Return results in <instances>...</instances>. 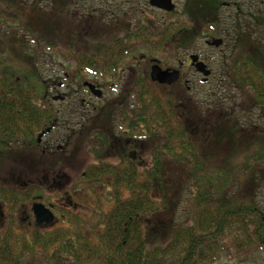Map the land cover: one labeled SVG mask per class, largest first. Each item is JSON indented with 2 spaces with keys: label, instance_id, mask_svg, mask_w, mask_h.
<instances>
[{
  "label": "trees",
  "instance_id": "trees-1",
  "mask_svg": "<svg viewBox=\"0 0 264 264\" xmlns=\"http://www.w3.org/2000/svg\"><path fill=\"white\" fill-rule=\"evenodd\" d=\"M49 1L50 10L35 3L28 13L23 0H0L2 161L59 126L60 111L53 102L65 100L53 97L62 80L82 89L86 75L98 84L118 81L128 55L144 49L173 56L167 44L175 51L190 49L205 34H231L232 57L224 61L225 72L253 106H264L262 8L248 13L238 4L227 14L222 12L224 0H185L183 11L169 13L158 27L146 21L135 27L125 23L118 34L105 36L119 22L100 23L97 32L89 33L86 16L69 12V2L82 0ZM59 3L62 9L55 7ZM59 68L65 70L63 78L56 73ZM159 88L164 87L138 74L133 105L125 106V94L118 103L125 106L120 140H111L101 129L92 131L88 151L94 161L81 181L94 195L96 187L106 191V200L94 204L92 217L57 206L63 225L22 226L19 208L44 197L45 191L0 177V204L9 215L4 226L0 222V264H215L222 257L264 264V205L258 196L264 187V130L254 128L250 118L243 125V119L232 117L233 110L223 112L220 116L232 121L223 137L237 159L212 165L197 141L202 118L198 103L184 98L179 105ZM240 143L242 152L235 149ZM143 148L151 150L149 163ZM167 162L188 174L192 208L185 217L165 222L173 203Z\"/></svg>",
  "mask_w": 264,
  "mask_h": 264
},
{
  "label": "rangeland",
  "instance_id": "rangeland-1",
  "mask_svg": "<svg viewBox=\"0 0 264 264\" xmlns=\"http://www.w3.org/2000/svg\"><path fill=\"white\" fill-rule=\"evenodd\" d=\"M23 1L27 5L25 9H27L28 13H32L30 6L35 3L40 4L45 10L52 8L49 0ZM184 1L173 0L176 5L174 12L181 13L183 11ZM261 1L264 0H224L222 12L228 14L238 4H241L245 12L248 13L256 12L261 8L264 11V3L262 4ZM69 5V12L86 16V26L89 29H87L89 33L97 32V25L100 23L119 22L105 36H113L114 33L118 34L125 23L135 27L142 21H146L149 26L158 27L166 22L170 16L169 12L153 8L150 5V0H82L78 3L71 1ZM60 6L62 7L61 3L56 4L55 7L62 9ZM89 19H93V21L90 22ZM64 29L66 30L65 27ZM208 36L210 37L211 35H203L194 47L181 49V51H175L172 44H167V46L169 45L168 47L166 46L167 49L174 52L173 56H166L162 54V51L147 53L144 49L138 50L135 54L128 55L125 58L120 67L121 77L120 75L118 76V81L108 83L105 80H99L100 84H98L94 76L86 75L83 82H89L96 87L98 86V88L100 87L99 89L103 93L100 99L87 91L86 88L83 87L82 89L77 86L75 82L68 81L65 83L62 80L60 84H63V87L54 89V93L55 97L63 95L66 99L64 102H53L60 111L59 128L43 139L44 145L23 144L14 149L9 159L0 160V177L2 179L7 177L9 179L7 183L10 182V184L19 186L24 184L32 185V183L39 180H46L44 197H39L29 203L27 208H30L35 202L45 203V201H48L51 210L53 209L50 204L54 203L64 207H71L72 198L74 197L75 202L87 205L80 208L79 213L83 217H92L94 204L99 198L102 203L106 200V191L96 187L97 194L94 195L81 181V176L88 165L94 161L88 151L89 140L93 138L91 133L94 129L109 128L113 121H115V124L120 123V125L124 126L119 114L123 107L130 105L133 101L138 74H146L151 82L152 60L159 61L163 69H175L181 72V80L179 82L169 87V89L164 87L159 88L158 91L163 93V95H170L177 101L179 100V105H181V101L184 98H189L198 103L197 108L200 117H202L200 122L202 120L203 122L201 124L199 122L197 141L201 151L206 153L209 163L219 165L230 158L236 160V154L231 152L233 148L231 149L227 145L228 141L223 137L222 133L231 127V118H227L229 120L227 121L220 115L223 112L231 113L233 110L234 114H232V117L243 119L245 121L243 125L247 124L246 120L250 118L254 128L264 130V106H259V108L253 106L244 91L237 87L225 72V67L227 68L228 64L226 65L224 61L227 60L229 62L232 57L233 39L225 40L224 45L220 48H211L205 43ZM192 55H198L204 61H207L213 71L208 84L203 85L201 83L203 76H199L196 69L191 66L190 56ZM58 71L60 72L56 73L60 75V78H63L65 70L59 68ZM48 72L53 75L51 68H49ZM124 94L127 105L119 106L118 103ZM241 109L244 112H241ZM237 112L240 113L236 114ZM247 125L245 129L248 128ZM238 132L241 134V131ZM77 133H80V135L77 136ZM241 145L242 143L236 144L238 148L235 149L242 152L243 145ZM57 146L63 148L57 150ZM62 152L67 154L62 155ZM141 152H144V158L149 163L150 148H143ZM165 174L167 175L166 185L168 188L171 187V196H173L171 214H168V217H164L165 222H168L171 217L174 220L185 217L192 208V200L189 194V184H187L188 174L183 169L176 164L167 162ZM48 194H54V196L49 197L47 196ZM258 196L264 205V187H262ZM106 207L104 206L105 210ZM56 216L59 225H63L62 218L57 211ZM215 264L238 263L237 260L234 261L229 257H222Z\"/></svg>",
  "mask_w": 264,
  "mask_h": 264
},
{
  "label": "water",
  "instance_id": "water-1",
  "mask_svg": "<svg viewBox=\"0 0 264 264\" xmlns=\"http://www.w3.org/2000/svg\"><path fill=\"white\" fill-rule=\"evenodd\" d=\"M150 5L153 8L169 13L174 12L176 8L173 0H150ZM207 45L220 48L223 45V40L214 39L211 42H208ZM190 60L192 67H194L196 71L204 77L202 83H207L212 73L211 70H209L208 66L200 60L198 55L190 56ZM152 63L153 66L151 68L150 78L153 83L170 87L179 82L181 79V72L179 70L163 69L160 66V62L157 60L152 61ZM84 86L88 88L95 97L101 98L103 96L102 91L95 85L86 82L84 83ZM64 99L65 98L62 95L54 97V101H63ZM47 133H50V130H47L46 133L42 134L39 137L40 140ZM32 212L35 217L36 226L41 229L51 227L57 222L54 213L42 203H34L32 205Z\"/></svg>",
  "mask_w": 264,
  "mask_h": 264
},
{
  "label": "flooded vegetation",
  "instance_id": "flooded-vegetation-1",
  "mask_svg": "<svg viewBox=\"0 0 264 264\" xmlns=\"http://www.w3.org/2000/svg\"><path fill=\"white\" fill-rule=\"evenodd\" d=\"M224 5V4H223ZM226 5V4H225ZM229 6V5H228ZM211 36L209 37L208 36V38H207V40L205 41V43H206V45H207V43L208 42H211L212 40H214V39H222L223 40V45H224V42H225V40H228V39H230L231 40V34L227 31H223V32H221V34L218 36L217 34H215V35H213V34H210ZM222 45V46H223ZM208 47H211V48H216V47H213V46H209V45H207ZM200 60L201 61H203L207 66H208V68L210 69V67H209V65H208V63H207V61H204L201 57H200ZM153 61V60H152ZM152 66H153V63H152ZM152 66H151V68H152ZM192 66V65H191ZM211 70V69H210ZM211 76H212V74H213V71L211 70ZM199 74V73H198ZM199 76H202L201 74H199ZM210 76V77H211ZM120 77H121V75H120ZM210 77H209V79H210ZM120 80V79H119ZM181 80V79H180ZM179 80V81H180ZM202 81H203V79H202ZM202 81H201V83H202ZM208 82H209V80H208ZM208 82L207 83H202L203 85H206V84H208ZM158 86H161V87H167V86H162V85H159V84H157ZM98 87V86H97ZM100 88V87H99ZM102 98V97H101ZM133 105V102L130 104V105H127V106H129V107H131ZM119 116H121V114H119ZM122 119V118H121ZM111 122V121H110ZM115 121H113V123H112V125L111 126H109V128H106V127H102V129H101V132L102 133H104V134H107V135H109V137L111 138V140H114V141H116L117 142V140L119 139L120 140V137L121 136H119V135H121L123 132H124V126L123 125H120V123H117V124H115L114 123ZM120 122V121H119ZM122 122L124 123L125 121L122 119ZM125 124V123H124ZM59 128V126H56L52 131H51V133H53L54 131H56L57 129ZM50 133V134H51ZM50 134H48V135H46V136H44L41 140H39V137H38V139H37V146H41V145H44V142H43V139L44 138H46V137H48ZM134 140H136V138L134 139ZM126 141H131V139H129V140H126ZM132 142V141H131ZM46 145H48L47 143H46ZM63 147H61V146H57V150H61ZM136 151V150H135ZM131 154V153H130ZM135 154V153H134ZM132 157H133V154L131 155ZM134 157H135V155H134ZM85 174V173H84ZM46 180L45 181H41V180H39L38 182H35V183H32V185H39L41 188H43L44 189V187L46 186ZM24 186H26V185H24ZM47 196H49V197H53L54 196V194H48ZM39 198V197H38ZM74 197L72 198V201L73 202H71V207H72V209L74 210V211H76V212H78L79 211V209L80 208H82L83 207V205H82V203H80V202H75L74 201ZM36 203V202H35ZM40 203H42V202H40ZM34 204V203H33ZM32 204V205H33ZM32 205H31V207L29 208H27V206H21L20 208H19V210H18V212H17V215H18V219H19V221L22 223V226L23 225H28L29 227H34V226H36V222H35V217H34V214H33V212H32ZM44 205L46 206V207H50L49 206V204L46 202V203H44ZM51 205V207H52V209L53 210H51L55 215H56V207H57V203H54V204H50ZM59 207H64V206H61V205H58ZM71 207H65V208H67V209H70ZM8 220H9V215L7 214V209H6V207L4 206V205H2V204H0V222H1V224L4 226L7 222H8ZM37 227V226H36Z\"/></svg>",
  "mask_w": 264,
  "mask_h": 264
}]
</instances>
